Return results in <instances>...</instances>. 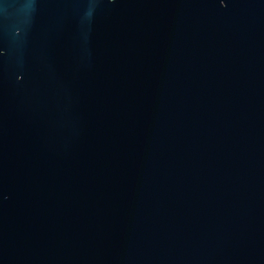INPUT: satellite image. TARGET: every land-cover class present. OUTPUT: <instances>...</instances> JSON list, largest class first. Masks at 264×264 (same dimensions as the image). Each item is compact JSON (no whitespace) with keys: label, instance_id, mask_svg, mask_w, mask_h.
<instances>
[{"label":"water","instance_id":"water-1","mask_svg":"<svg viewBox=\"0 0 264 264\" xmlns=\"http://www.w3.org/2000/svg\"><path fill=\"white\" fill-rule=\"evenodd\" d=\"M0 264H264V0H0Z\"/></svg>","mask_w":264,"mask_h":264}]
</instances>
